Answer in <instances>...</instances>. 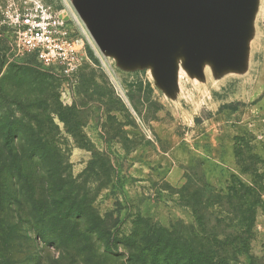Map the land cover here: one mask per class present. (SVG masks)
<instances>
[{
    "label": "rangeland",
    "instance_id": "rangeland-1",
    "mask_svg": "<svg viewBox=\"0 0 264 264\" xmlns=\"http://www.w3.org/2000/svg\"><path fill=\"white\" fill-rule=\"evenodd\" d=\"M43 1L87 59L64 77L0 28V264H187L237 180L227 262L264 264V0Z\"/></svg>",
    "mask_w": 264,
    "mask_h": 264
},
{
    "label": "built area",
    "instance_id": "built-area-1",
    "mask_svg": "<svg viewBox=\"0 0 264 264\" xmlns=\"http://www.w3.org/2000/svg\"><path fill=\"white\" fill-rule=\"evenodd\" d=\"M0 28L12 34L19 52L35 56L64 77L74 76L87 59L66 15L43 0H0Z\"/></svg>",
    "mask_w": 264,
    "mask_h": 264
},
{
    "label": "trees",
    "instance_id": "trees-1",
    "mask_svg": "<svg viewBox=\"0 0 264 264\" xmlns=\"http://www.w3.org/2000/svg\"><path fill=\"white\" fill-rule=\"evenodd\" d=\"M233 183V182H232ZM238 180L232 184V187L227 190L228 197L230 199H239L245 204L244 209L239 203L241 208L238 209V213L235 218H227L228 221H220L219 234L216 233H206L205 234V245L203 251L195 252L192 249H182L180 251L181 257H178L179 261H186L187 264H228L226 254L228 253V248L230 247L235 254L242 252L244 249L248 251V245L250 240L253 238L252 235V221L254 217V211L252 212V206L248 207L246 202L248 197L244 195H239L240 189H246ZM253 192L254 198L256 195L258 197V191L253 190V188H247ZM254 208V206H253ZM235 220V221H234ZM209 228L217 229V226H213L214 222H206ZM185 264V262L183 263ZM254 264V263H251Z\"/></svg>",
    "mask_w": 264,
    "mask_h": 264
}]
</instances>
